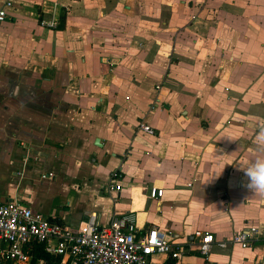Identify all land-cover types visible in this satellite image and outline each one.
I'll use <instances>...</instances> for the list:
<instances>
[{
  "label": "crops",
  "instance_id": "obj_1",
  "mask_svg": "<svg viewBox=\"0 0 264 264\" xmlns=\"http://www.w3.org/2000/svg\"><path fill=\"white\" fill-rule=\"evenodd\" d=\"M2 8L0 200L73 231L92 212L101 226L133 212L140 232L156 227L187 250L184 264L263 259L264 196L242 168L264 158V0ZM244 227L260 234L247 248L199 255L195 232L229 242Z\"/></svg>",
  "mask_w": 264,
  "mask_h": 264
},
{
  "label": "built area",
  "instance_id": "obj_2",
  "mask_svg": "<svg viewBox=\"0 0 264 264\" xmlns=\"http://www.w3.org/2000/svg\"><path fill=\"white\" fill-rule=\"evenodd\" d=\"M10 5L6 3L7 7ZM5 17L2 8L0 23ZM40 26L52 29L57 22L42 20ZM139 130L153 133L145 124H140ZM112 189L119 190V187ZM163 193L162 189L152 187L149 197L158 201ZM259 235L256 228L244 227L233 234L229 242H216L212 234L199 231L193 237L198 240L199 255L207 257L213 245L225 248L231 244L244 249ZM39 246L49 259L40 260L38 264H184L187 255L183 246L174 244L169 234L156 227L140 232L133 212L113 217L107 226H101L99 215L92 212L73 231L16 201L0 200V264H30ZM160 256L164 260L155 263L153 258ZM258 264H264V257Z\"/></svg>",
  "mask_w": 264,
  "mask_h": 264
},
{
  "label": "clouds",
  "instance_id": "obj_3",
  "mask_svg": "<svg viewBox=\"0 0 264 264\" xmlns=\"http://www.w3.org/2000/svg\"><path fill=\"white\" fill-rule=\"evenodd\" d=\"M256 143L264 150V132L256 137ZM242 170L247 178L245 186L255 194L264 196V158L256 159L249 167Z\"/></svg>",
  "mask_w": 264,
  "mask_h": 264
},
{
  "label": "trees",
  "instance_id": "obj_4",
  "mask_svg": "<svg viewBox=\"0 0 264 264\" xmlns=\"http://www.w3.org/2000/svg\"><path fill=\"white\" fill-rule=\"evenodd\" d=\"M48 255L42 250V247L39 246L35 249L33 258L30 264H38L40 260H48Z\"/></svg>",
  "mask_w": 264,
  "mask_h": 264
},
{
  "label": "water",
  "instance_id": "obj_5",
  "mask_svg": "<svg viewBox=\"0 0 264 264\" xmlns=\"http://www.w3.org/2000/svg\"><path fill=\"white\" fill-rule=\"evenodd\" d=\"M95 145L96 146H99L100 144H99V140H95Z\"/></svg>",
  "mask_w": 264,
  "mask_h": 264
}]
</instances>
